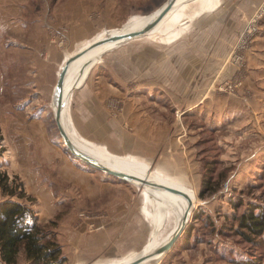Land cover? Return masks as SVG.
<instances>
[{
    "label": "rangeland",
    "instance_id": "rangeland-1",
    "mask_svg": "<svg viewBox=\"0 0 264 264\" xmlns=\"http://www.w3.org/2000/svg\"><path fill=\"white\" fill-rule=\"evenodd\" d=\"M165 1L39 2L42 5L44 2L50 3L51 8L55 4L69 3L70 32L67 36L63 35L62 41L59 42L68 44L72 49L74 34L79 32L82 24H86L83 15L74 14L72 9L86 8L94 12V17L95 13H98L102 25L106 23L104 28L118 27L116 30L119 31L131 20L153 13ZM262 2L263 0L253 13L242 21L238 35L230 40L226 56V62L230 66L228 77L211 81L205 99L199 101L192 96H177L175 99L165 91H158L156 96L150 95L153 90L149 91V111L154 115L164 116L167 121L172 117V121L176 123L173 131L176 127V132L179 133L177 137L181 136L176 147L175 155L178 156L172 161H166V166L159 162L163 159L136 161L149 172H159L163 175L167 173L166 178L188 188L194 203L184 233L159 264H230L232 259L240 254L257 258L264 264V231L261 236L250 241L247 236L236 230L238 220L234 217L235 214L240 215L252 203L264 206V15L256 19L257 30L248 36L250 40L241 39L243 27L257 12ZM0 3L5 11L12 15L16 1L0 0ZM29 3L32 8L38 5L37 0H20L18 5H22L21 9L27 11ZM50 13L48 16L55 18V15ZM33 14L32 10L30 16ZM114 15L117 17L116 23H112L110 18ZM170 21L173 22L172 18L165 28L172 25ZM104 28L102 27V30ZM153 31L146 35L154 36L156 31ZM147 36L143 39H151ZM55 82L56 80L53 81L54 85ZM53 84L44 93L35 92L34 96L23 98L20 103L12 97H9L12 102H6L19 103L18 110L15 108V120L10 123L14 130L16 125L20 124L28 131L32 128L29 132L34 133L37 127L32 125L30 118H50L47 136L48 139L50 135L54 136L56 147L46 155L42 153L40 143L31 145V149L28 143L19 144L22 149L28 147V151L22 150V158L17 160L14 166L11 156H3L9 148L8 144L1 141V134L0 170L6 172L10 180L16 178L22 182L26 193L25 197L13 198L27 202L37 215L38 223L47 230L51 229L57 240L56 229L62 222L70 226L67 221L73 216L80 222L85 221L79 227L83 230L80 235L86 240L81 247L85 259L68 262L67 256L65 264H112L111 262L123 256L140 251L152 241L160 243L175 221L170 202L167 199L159 200L145 187L100 172L73 156L70 151L65 152L53 110ZM140 98L145 99L143 95ZM49 105L47 114L44 108ZM39 131L40 128L37 129L38 135ZM31 136L33 138V135ZM123 156L129 160L134 158ZM204 177L213 181L210 190L203 185ZM45 186L47 191L41 192V187ZM38 195L40 199L47 195L52 202L49 204L47 201L45 207L41 206ZM7 197L0 193V201ZM237 200L243 201L244 204L236 207L234 202ZM196 213H199V218H195ZM40 215L42 219L39 221ZM119 231L126 234L121 241H108V238H113L112 235ZM114 243L119 244L118 248H114ZM89 255L92 256L87 258Z\"/></svg>",
    "mask_w": 264,
    "mask_h": 264
},
{
    "label": "crops",
    "instance_id": "crops-1",
    "mask_svg": "<svg viewBox=\"0 0 264 264\" xmlns=\"http://www.w3.org/2000/svg\"><path fill=\"white\" fill-rule=\"evenodd\" d=\"M15 1L16 8H12V15L0 3L1 141L9 148L3 156H11L14 166L22 158V150L27 152L31 145L40 143L42 153L46 155L53 147L56 148L54 136L50 135L49 139L47 136L50 118L37 120L32 115V125L37 127L34 133L29 132L32 128L28 131L20 124L16 125V130L11 128V120H15L16 109L22 99L34 96L35 92L44 93L56 80L53 84L54 107L55 88L65 59L91 42L116 32L118 28H104L106 23L102 25L101 16L95 13L94 17V12L86 8L72 9L74 14L83 15L86 24H82L83 27L74 34V47L70 49L68 44L59 42L63 35L67 36L70 32L68 2L55 4L51 8L50 3L44 2L42 5L37 0L36 8L29 3L26 11L21 9L22 5L19 7L20 0ZM261 1L182 0L167 12L154 29V36L144 34L108 49L86 73L74 80L65 106L68 127L81 141L98 151L134 157L130 160L163 159L159 162L164 165L166 161H172L178 156L175 155L176 147L181 136L177 137L179 133L176 127L173 131L176 123L172 117L167 121L164 116L149 111V91L153 90L150 95L155 96L158 91H165L175 99L177 96H192L199 101L205 99L211 81L228 77L230 66L226 56L230 40L238 35L242 21L253 13ZM32 10L34 14L30 16ZM50 12L55 18L48 16ZM110 18L112 23H116V15ZM170 18L172 25L165 28ZM144 36L151 39L144 40ZM142 95L144 100L140 98ZM9 97L17 99L19 103H6L12 102ZM49 107L44 108L47 114ZM24 143H28V147L22 149L19 144ZM40 191H47V187H41ZM41 199L39 197L44 207L47 201L49 204L52 202L47 195ZM73 217L68 218L70 226L62 222L56 229L58 242L69 257L68 262L85 259L81 247L86 240L80 235L83 230L79 228L85 221L80 222ZM123 232H116L108 241H121L126 235ZM118 246V243H114V248ZM140 251L111 263H118ZM17 264H27L24 254H21Z\"/></svg>",
    "mask_w": 264,
    "mask_h": 264
},
{
    "label": "trees",
    "instance_id": "trees-1",
    "mask_svg": "<svg viewBox=\"0 0 264 264\" xmlns=\"http://www.w3.org/2000/svg\"><path fill=\"white\" fill-rule=\"evenodd\" d=\"M203 185L210 190L213 187L212 179L204 177ZM0 193L8 196L0 201V253L3 260L7 264H17L21 254H24L27 264H65L67 256L63 253L55 233L38 223L37 215L27 202L13 198L26 196L23 183L16 178L10 180L6 172L0 170ZM234 204L240 207L244 203L237 200ZM234 217L238 220L236 230L247 236L250 241L263 233L264 206L252 203L240 215L235 214ZM195 218H199V213L195 214ZM230 264L261 262L257 258L240 254L232 259Z\"/></svg>",
    "mask_w": 264,
    "mask_h": 264
},
{
    "label": "bare ground",
    "instance_id": "bare-ground-1",
    "mask_svg": "<svg viewBox=\"0 0 264 264\" xmlns=\"http://www.w3.org/2000/svg\"><path fill=\"white\" fill-rule=\"evenodd\" d=\"M181 1L182 0H176L173 4L172 8L176 4L180 3ZM162 6L163 5H161L160 8ZM160 8H158L157 10H155L151 14L140 16L138 18L131 20L130 22L125 24L119 31L113 32L112 34L122 33V32H127V31L142 28L144 25L149 23L154 18V15L160 10ZM165 15H164V17H165ZM164 17L153 28H151V30L148 31L147 33L153 31L161 23V21H163ZM155 31L156 30H154L153 32H155ZM112 34H109V35H112ZM109 35H106L104 37H107ZM104 37H102V38H104ZM112 47H114V44H112L111 42L95 46L91 50L86 52L85 54L76 58L70 64L68 71H67V74H66L65 82H64V94H65V102L66 103H67L69 90L71 89V85L74 82V80L77 79L82 73H84V72L86 73L90 69L92 64L97 60V58H99L102 55V53H104L106 50H108ZM81 68H82V71L80 72ZM69 72H70V74H68ZM65 106L63 108V113H62V124H63L64 128L66 129V131L68 132V135L70 136L72 141L77 145V147H76L77 152H79V150H81V151L87 153L92 159L96 160L97 162L104 163V164H106L110 167H113L115 169H119V170H122V171H125L128 173H132V174L138 175L140 177L148 178V179L155 181V182H158V183H162V184L170 185V186H175V187H178L180 189H183L187 193H189V195L191 196V198L193 200L192 193L190 190H188V188L184 187L183 185L176 183V181L174 182V181L166 178L167 176L163 175L162 173L149 172L147 170V168L141 167L136 160L132 161V160H128L122 156L113 155V154H110L108 152L98 151V150L94 149L93 147H91L90 145H87L86 143L81 141L78 138V136L68 127V122H67L66 113H65ZM55 108H56V100L54 99V107H53L54 111H55ZM62 141H63L62 146L65 147L66 144H65L64 139H62ZM70 152H71V154H73V156H76L74 151H70ZM85 163H87V162H85ZM137 186H139V185H137ZM144 187L149 192L154 194L159 200L164 201L165 199H167L170 202V204L173 207L174 213H175L174 225L168 231V233L164 236V238L162 239V241L160 243L152 241L148 247L146 246L138 254L130 256L128 258H125L121 261H118V263H112V264H125V263L131 261L132 259L138 257L141 254L156 250L169 237V235L179 226V224L182 220V216L184 214V211L188 207L187 198L185 196L179 194V193H176L173 191H167V190H159V189L148 187V186H144ZM141 264H153V261L148 259Z\"/></svg>",
    "mask_w": 264,
    "mask_h": 264
},
{
    "label": "water",
    "instance_id": "water-1",
    "mask_svg": "<svg viewBox=\"0 0 264 264\" xmlns=\"http://www.w3.org/2000/svg\"><path fill=\"white\" fill-rule=\"evenodd\" d=\"M176 0H166L163 3V6L160 8V10L154 15V18L144 25L142 28L127 31V32H122V33H114L112 35H109L107 37L98 39L90 43L89 45L75 51L71 55H69L59 72L58 80H57V85L55 88V100H56V108L54 111L55 115V121L60 133V136L62 139H64L66 146L63 147L65 151H74L76 156L81 159L82 161L87 162L91 166L95 167L96 169L100 170L101 172H104L109 175H113L117 178H119L121 181H127L130 183H133L135 185H139L140 187L148 186L152 188H156L159 190H167V191H173L176 193H179L183 196H185L188 200V207L184 211V214L182 216V220L179 224V226L169 235V237L154 251H150L148 253H144L139 255L138 257L132 259L131 261L125 263V264H141L144 261L150 259L153 261V264H159L161 260L169 253V251L176 245V243L179 241L181 238L182 234L185 231V228L187 227V224L190 221L192 211L194 209V203L189 195L185 190L180 189L175 186H170V185H165L162 183H158L155 181H152L148 178L140 177L138 175L128 173L119 169H115L113 167H110L104 163H99L96 160L92 159L87 153L79 150L77 152V145L72 141L70 136L68 135V132L64 128L62 124V113H63V108L66 105L65 102V94H64V82L66 78V74L68 71V68L70 64L79 56L85 54L89 50H91L93 47L111 42L115 46L120 45L121 43L128 41L132 38L142 36L146 34L148 31L151 30L163 17L164 15L172 8L174 2ZM107 51V50H106ZM105 51V52H106ZM89 62V61H88ZM83 68V67H82ZM82 68L80 69V72L82 71Z\"/></svg>",
    "mask_w": 264,
    "mask_h": 264
},
{
    "label": "built area",
    "instance_id": "built-area-1",
    "mask_svg": "<svg viewBox=\"0 0 264 264\" xmlns=\"http://www.w3.org/2000/svg\"><path fill=\"white\" fill-rule=\"evenodd\" d=\"M263 15H264V0H263L262 4L260 5V7L258 8L257 12L250 17L251 19H250V21H248L247 25H245L243 27L241 39L245 38L247 41L250 40V39H248V36L252 35L257 30L256 19L260 18ZM237 58H239V57H237ZM0 264H7L3 260L1 254H0Z\"/></svg>",
    "mask_w": 264,
    "mask_h": 264
}]
</instances>
